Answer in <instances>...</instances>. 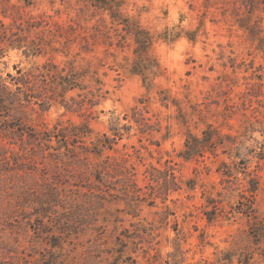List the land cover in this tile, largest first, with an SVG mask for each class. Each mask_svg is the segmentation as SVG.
Masks as SVG:
<instances>
[{"label":"rangeland","instance_id":"rangeland-1","mask_svg":"<svg viewBox=\"0 0 264 264\" xmlns=\"http://www.w3.org/2000/svg\"><path fill=\"white\" fill-rule=\"evenodd\" d=\"M123 2L122 14L154 35L148 54L159 69L150 88L130 72L133 38L111 22L107 11L94 12L80 0H0L7 35L38 51L6 47L0 76L9 86L15 88L8 74L18 76V69L37 71L49 61L62 68L71 60L78 69L96 72L101 82L92 106L74 104L69 110L53 103L43 110L32 102L25 112L12 109L0 116V124L14 126L16 134L5 138L8 130L0 129V264H245L248 256L250 264H264V245L253 242L247 218L225 217L239 190L231 194L223 187L217 167L222 159L239 158L223 154L222 147L217 156H178L187 134L201 136L208 124L219 135L237 137L242 157L247 150L255 152L245 155L259 176L256 206L264 214V158L256 155L264 148L263 8L247 18L240 0ZM35 20L40 25L30 28L28 21ZM71 20L98 30L88 51L77 33L66 37ZM250 30L257 32L255 39ZM164 32L172 38L158 37ZM70 94L81 99L77 92ZM134 107L150 128L143 133L132 117ZM116 117L132 127L104 156L115 157L135 174V197L131 185L119 189L124 182H105L103 189H119L113 196L96 189L92 194L90 183L100 182H75L72 171L51 155L54 140L30 138L48 134L57 124L87 121L90 144L104 132L111 134ZM168 162L180 185L169 193L163 182L151 179L152 167L162 170ZM238 177L242 186V173ZM207 194L220 201L212 221L204 210Z\"/></svg>","mask_w":264,"mask_h":264},{"label":"trees","instance_id":"trees-1","mask_svg":"<svg viewBox=\"0 0 264 264\" xmlns=\"http://www.w3.org/2000/svg\"><path fill=\"white\" fill-rule=\"evenodd\" d=\"M89 4L95 10L94 12L107 11L112 23H116L122 26V29L126 34H130L133 38L134 48V58L131 63L130 72L134 74H139L142 76L144 84L150 88L152 82V77L156 76L158 73L159 64L155 58H152L148 51L154 41V35H152L145 28L140 27V25L130 19L125 17L122 12L123 0H80ZM238 1V0H233ZM246 9L247 18L254 14L255 11L263 8L264 10V0H240ZM26 5L30 3L25 1ZM65 27V35L73 36L76 34L79 42H82V48L88 51L89 45L96 41V35L98 30L91 32L80 22L71 20ZM244 21V20H243ZM0 57L3 55L6 47H17L21 48L27 46L26 50L33 53L38 52L36 48L30 46V43L20 44L21 40L16 43L13 42L11 36L7 35L6 25L0 21ZM30 28L39 26L40 23L35 21H28L27 24ZM248 24L240 23L241 27L250 28ZM18 27V26H16ZM58 33L62 31L60 25L57 26ZM81 31H84L83 33ZM250 37L255 39L257 32L250 30ZM11 35L16 33L10 31ZM163 39L172 38V34L164 32L159 35ZM10 42H7L9 41ZM118 43H121L119 41ZM119 45V44H118ZM18 76H11V83L15 86L12 88L9 86L0 76V116L2 113H7L10 110H19L25 112L30 104L36 103L41 106V109L45 110L53 103H60L64 105L67 109H72L74 104H77L79 108H82L86 104L92 106L96 104L95 97L97 94V86L101 82L95 77L94 71L87 69H78L74 65L73 60L69 61L65 67L59 68L57 64L51 61L42 64L37 71H27L23 72L18 69ZM258 77V75L256 76ZM85 78L90 80V83L85 82ZM262 78V77H261ZM260 78V79H261ZM100 89V87H99ZM77 92V96L81 97L77 100L76 97L70 93ZM90 94V95H89ZM71 101V104H70ZM144 102V101H141ZM139 108H133V116L135 121L141 126L140 131L143 133L150 128L143 122L144 117L137 116L136 114ZM141 115V114H139ZM127 118V115L125 116ZM12 130H10V128ZM132 127L131 124H120L119 118L111 120L109 131L111 134L104 132L98 135L95 140L91 139L90 144L86 141L90 139L92 130L90 129L87 121L73 123L69 122L67 124H57L49 131L48 134L45 132H36L30 138L33 141H55V145L50 144V148L54 151L51 152L57 165L63 164L72 171V177H76L75 182H100L99 184H94L89 186V190L94 194V189L102 194L108 193L110 196L115 195L113 191L119 189H124L126 186H132L135 191L131 192L133 197L137 194L136 189V179L134 178V173L129 174L131 171L123 165L121 161H118L115 157L110 155L104 156V151L107 149H112L113 145L118 139H121L125 132ZM1 130H8L3 137L14 138L11 134H14V126L6 125L5 122L0 124ZM19 133V128H16ZM264 133V127L262 129ZM18 135V134H17ZM23 135V134H19ZM226 140L229 141V148H226ZM242 141L237 140V137L225 134L219 135L216 132V128L212 127V124H208L206 128L202 131L201 136H197L189 132L184 144V149H182L178 156L185 160L204 158L207 153L218 155L217 148L222 147V153L228 154L229 157L232 155L235 158H239L238 161L233 160L228 163L226 160L222 159L217 167V171L221 175V182L224 183V188L230 190L231 194L235 190L237 192L238 198L234 204L230 205L229 210L226 212L225 217L230 219L237 215L247 218L249 221L248 231L252 240L258 246L264 245V214L259 212V208L256 206L257 196L260 190V180L256 172V169H249L248 159L245 154H255L253 150H247L244 154L245 157L241 155ZM263 151V152H262ZM261 152L256 155L258 159L264 158V148ZM66 157L68 160H64ZM100 161L96 159L102 158ZM64 160V161H63ZM167 163L164 169H159L157 167H152L151 179L154 182H163L160 185L167 190L171 187L174 189L180 188V185L176 182V175L174 173L173 165ZM91 166V167H90ZM77 168H86L85 171H78ZM90 168V169H89ZM242 173L244 183L242 186L238 185L240 180L238 174ZM122 175V177L115 179L116 176ZM105 182H124L121 188H116L115 186L103 189ZM175 182V183H174ZM193 182V181H188ZM173 185V186H171ZM189 188H194L193 184L189 185ZM109 189V190H108ZM157 192L150 194L152 197ZM166 193V192H165ZM129 194L126 191V195ZM99 195V194H98ZM157 195V194H156ZM101 199H105L99 196ZM138 198V197H137ZM220 201L212 197V194L205 195L204 210L208 221H212L217 217V210L220 207ZM250 256L245 260V264H250Z\"/></svg>","mask_w":264,"mask_h":264}]
</instances>
